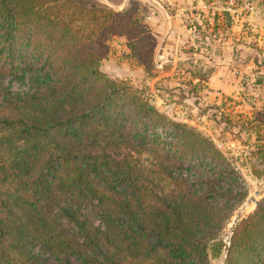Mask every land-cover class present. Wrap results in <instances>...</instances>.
<instances>
[{"label":"trees","instance_id":"16d2710c","mask_svg":"<svg viewBox=\"0 0 264 264\" xmlns=\"http://www.w3.org/2000/svg\"><path fill=\"white\" fill-rule=\"evenodd\" d=\"M145 19L136 5L0 0V264H209L223 251L215 239L247 196L241 173L145 87L101 68L122 37L149 71ZM25 78L23 93L4 84ZM234 116L261 177L264 103ZM223 264H264V196Z\"/></svg>","mask_w":264,"mask_h":264},{"label":"rangeland","instance_id":"374dc122","mask_svg":"<svg viewBox=\"0 0 264 264\" xmlns=\"http://www.w3.org/2000/svg\"><path fill=\"white\" fill-rule=\"evenodd\" d=\"M96 1L106 4L115 10H120L128 5H136L141 7L146 16L149 12L148 6L141 0ZM262 4L264 7V1ZM153 34L155 55L149 71H145L143 65L139 64L140 62L138 63L126 57V50L123 44L124 39L122 37L109 41V54L102 61L101 68L114 79L126 80L138 88L145 87L150 92L154 105L161 112L177 120H181L211 137L218 148L239 170L241 178L244 181L243 185L247 191V196L234 211L231 221L215 239L216 241H222L225 245L227 242L225 233L228 231L236 212L249 196L264 184V175L259 177L252 169L256 156L250 155V146L243 142L246 137L245 134L240 133L238 137L233 135L230 129L234 131L238 129L231 128L228 120H236L235 114L240 112L248 114L255 106L264 103V82L257 87L260 82L253 83L254 81L250 80L248 76L238 81L235 84L236 86H232L230 89V86H227V88L220 89L222 92L216 91L214 88L215 83L209 81L210 76L208 77L204 73L206 68L209 66L214 69L218 68L220 73L225 70L235 72V70L243 71L244 68H249L245 63L233 61L230 56H227V53H225V56H222L220 52L223 47L226 48V44H224L226 42L225 38L213 37L214 33L210 32L207 33L209 34L208 36L205 33L204 35L208 38H213L215 41L205 38L203 34V36L195 34L181 37V42L173 43L174 39H168L166 36H160L154 32ZM226 34V32H222L221 35L218 34L217 36L223 37ZM168 40L169 43H166ZM234 42L235 39L232 38V41L228 44L231 46L234 45ZM239 42H243V40L239 39ZM165 44L172 46L165 48ZM245 45L242 44L237 52L234 51L238 55V58H245L247 54ZM219 53L221 55L220 58H218ZM257 65L254 64L255 71L264 70V64L260 67H257ZM245 72H248V70ZM197 74L204 76L206 80L204 82L205 91L200 84L197 83L196 85L195 83ZM27 82V78L24 81L14 80L10 82L6 79L4 80V84L9 86L12 93L26 92L28 90ZM255 206L252 204L247 211L243 212L242 217L251 212ZM222 250H224V247ZM209 251H211L210 248ZM222 258L223 251L219 256L210 254L209 264H223L224 260Z\"/></svg>","mask_w":264,"mask_h":264},{"label":"crops","instance_id":"0c3cea01","mask_svg":"<svg viewBox=\"0 0 264 264\" xmlns=\"http://www.w3.org/2000/svg\"><path fill=\"white\" fill-rule=\"evenodd\" d=\"M141 1L148 6L149 12L146 16V22L151 30L157 35L174 39L173 43L181 42L180 38L187 35L199 34L200 36L205 33L208 36L207 33L212 32L214 29L216 34L221 35L222 32L229 34L223 37L219 36V38H225L224 40H226L224 42L226 48L220 47L222 48L220 53L222 56L227 53V56H230L233 61L245 63L249 68L246 67L243 71L235 70V72L225 70L221 73L218 68L214 69L210 66L206 68L204 73L208 77L210 76L209 81L215 83L214 88L216 91L227 88V86H230V89L232 86H236L235 84L238 81L248 76L250 80L254 81L253 83L260 82L257 87L262 85L264 70L255 71L256 65L254 66V64H258L257 67L264 64V7L262 4L264 0ZM207 36L204 35L205 38H208ZM232 38L235 39V42L234 45L230 46L228 43L232 41ZM239 39H242L243 42H239ZM166 43H169V40ZM242 44H246L244 47H246L247 53L243 59L238 58V55L234 52H237ZM170 46L172 45H164L165 48ZM220 53L218 58L221 56ZM247 70L248 72H245ZM259 74L260 76H258ZM254 75L257 76L254 77Z\"/></svg>","mask_w":264,"mask_h":264},{"label":"water","instance_id":"95a60500","mask_svg":"<svg viewBox=\"0 0 264 264\" xmlns=\"http://www.w3.org/2000/svg\"><path fill=\"white\" fill-rule=\"evenodd\" d=\"M264 196V188L263 187H259L257 190H255L253 192V194L251 196H249V198L241 205V207L239 208V210L236 212L234 219L232 221L231 226L229 227L228 231L225 233L226 235V239L227 242L224 245V250H223V260L227 254L228 251V246H229V241H230V236L232 234V230L234 229L236 223L238 222V220L242 217L243 212L250 207L252 204L257 205L259 200Z\"/></svg>","mask_w":264,"mask_h":264},{"label":"bare ground","instance_id":"6f19581e","mask_svg":"<svg viewBox=\"0 0 264 264\" xmlns=\"http://www.w3.org/2000/svg\"><path fill=\"white\" fill-rule=\"evenodd\" d=\"M261 187H263L264 188V184L261 186ZM252 206V205H251ZM247 209H249V207L247 208ZM247 209H246V211H247ZM245 212V211H244ZM232 224V223H231ZM231 224H230V226H231Z\"/></svg>","mask_w":264,"mask_h":264}]
</instances>
